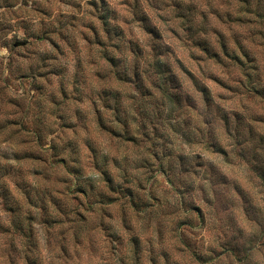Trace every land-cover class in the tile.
<instances>
[{"label": "clouds", "instance_id": "obj_1", "mask_svg": "<svg viewBox=\"0 0 264 264\" xmlns=\"http://www.w3.org/2000/svg\"><path fill=\"white\" fill-rule=\"evenodd\" d=\"M0 264H264V0H0Z\"/></svg>", "mask_w": 264, "mask_h": 264}]
</instances>
